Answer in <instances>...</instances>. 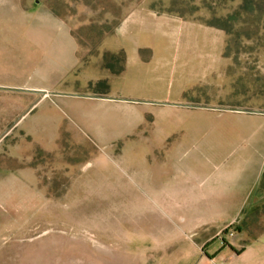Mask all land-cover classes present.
Returning <instances> with one entry per match:
<instances>
[{
	"label": "rangeland",
	"instance_id": "1",
	"mask_svg": "<svg viewBox=\"0 0 264 264\" xmlns=\"http://www.w3.org/2000/svg\"><path fill=\"white\" fill-rule=\"evenodd\" d=\"M23 2L59 9L80 66L51 88L37 42L13 40L17 0H0V264H197L222 247L227 264H264V206L251 234L237 231L243 219L202 232L238 201L195 196L258 122L221 112L264 109V0ZM120 48L153 63L111 75L104 56ZM90 79L131 103L55 94Z\"/></svg>",
	"mask_w": 264,
	"mask_h": 264
},
{
	"label": "crops",
	"instance_id": "2",
	"mask_svg": "<svg viewBox=\"0 0 264 264\" xmlns=\"http://www.w3.org/2000/svg\"><path fill=\"white\" fill-rule=\"evenodd\" d=\"M16 10L18 16H15L12 19L14 42H37V46H40V50H42L46 56L45 65H43L46 66L45 71H39V73L43 76L49 77L53 83L51 88L54 87V89H59L63 83L66 84L69 77L80 66L79 43L72 35V29L70 28L69 23L64 18L54 15V13L47 6H40L38 8L34 4L31 7L29 3H25L23 0H17ZM130 17H127L124 23ZM218 52L219 55L222 54L221 50H218L217 54ZM152 63L153 61L145 62L140 58H134L130 61L129 56H127L125 72L133 64L138 65ZM89 81L94 82L92 79L88 80V82ZM4 88H6V86ZM11 88L19 89L25 87L16 86ZM29 88H31L29 92L32 93H34L33 89H43L35 86ZM48 92L50 91H46L43 95H49ZM76 92L77 91H73V93H62L57 91L55 94L60 96L59 99H61L63 103H67L66 98L76 97L100 101V104L103 103L104 105L118 102L131 103L130 101L113 97L112 94L107 97L94 98L89 97L94 95L88 93L87 91L84 93ZM200 108L206 110L204 107ZM251 111L257 112L240 110H231L226 113L224 112V114L221 112V115H248L247 118H256L258 122L255 126H249V128H245L243 130V133H248V135L243 134L242 136L244 146L238 148L236 153H232L235 155L232 160L233 162L222 172L220 177L215 180V183H209L207 186L204 184L202 190H198L199 194L195 195L205 201L213 199L227 202L230 200L238 201L237 205L234 204V213L230 219L223 222H220L219 219H206L203 224L204 229L202 232H214L216 228L212 229V227L215 225L219 228V231L217 232H220L223 228L233 223L235 220L243 219L245 213L253 207L264 206V109L253 108ZM211 112L213 114L218 113L213 109H211L210 113ZM79 117L82 119L81 115H79ZM91 124L98 135H105L106 130L103 128L104 123L100 119L92 121ZM58 127H60V129L62 128L61 126ZM240 132L241 131H238V133ZM215 236L216 235L203 241L201 246L210 245L215 241L213 240ZM223 249L224 252L220 251L218 253L219 255H206L199 257L197 264H227L228 260L225 259L224 253L225 250H228V248L222 247V250ZM236 255L238 254H233L234 259L237 257Z\"/></svg>",
	"mask_w": 264,
	"mask_h": 264
},
{
	"label": "trees",
	"instance_id": "3",
	"mask_svg": "<svg viewBox=\"0 0 264 264\" xmlns=\"http://www.w3.org/2000/svg\"><path fill=\"white\" fill-rule=\"evenodd\" d=\"M49 9L57 17L64 18L62 16L61 12L59 11V9L56 8L53 3L49 6ZM204 24H206L210 27H216L218 29H222L224 31H227L225 26H221L219 24H214L211 22L204 23ZM115 26L118 27V24L116 23ZM111 33H113V32H111ZM72 35L77 39L76 35L73 32H72ZM104 60H105V62L103 64V69L108 71L111 75L120 76L125 72L127 56H126V52L124 49H120L114 53H107L104 56ZM110 90H111V86H110L108 80H106V79L100 80L96 83L91 81L89 83L88 88H87L88 93H91L92 95L98 96V97H107L108 95H110ZM258 219H259V208L256 207V208H252V209L248 210L244 215L242 223L237 226V228H236L237 231H239V232L248 231V233L251 234V231L249 230V228L251 225L253 226V225L257 224ZM244 250H245V248H242V250L236 252V254L240 255L244 252Z\"/></svg>",
	"mask_w": 264,
	"mask_h": 264
},
{
	"label": "water",
	"instance_id": "4",
	"mask_svg": "<svg viewBox=\"0 0 264 264\" xmlns=\"http://www.w3.org/2000/svg\"><path fill=\"white\" fill-rule=\"evenodd\" d=\"M89 97L102 98V97H98V96H89ZM126 101H130V100H126ZM193 107H202V106H193ZM247 112H257V111H247Z\"/></svg>",
	"mask_w": 264,
	"mask_h": 264
},
{
	"label": "built area",
	"instance_id": "5",
	"mask_svg": "<svg viewBox=\"0 0 264 264\" xmlns=\"http://www.w3.org/2000/svg\"><path fill=\"white\" fill-rule=\"evenodd\" d=\"M229 235H230V236H232V235H233V233H229ZM219 238H220V237H219Z\"/></svg>",
	"mask_w": 264,
	"mask_h": 264
}]
</instances>
